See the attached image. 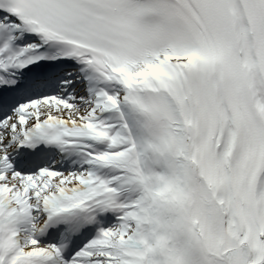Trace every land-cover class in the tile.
<instances>
[{
  "label": "snow or ice",
  "instance_id": "1",
  "mask_svg": "<svg viewBox=\"0 0 264 264\" xmlns=\"http://www.w3.org/2000/svg\"><path fill=\"white\" fill-rule=\"evenodd\" d=\"M0 264H264V0H0Z\"/></svg>",
  "mask_w": 264,
  "mask_h": 264
}]
</instances>
